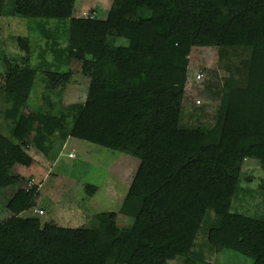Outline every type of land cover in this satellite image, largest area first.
I'll list each match as a JSON object with an SVG mask.
<instances>
[{"label": "trees", "instance_id": "16d2710c", "mask_svg": "<svg viewBox=\"0 0 264 264\" xmlns=\"http://www.w3.org/2000/svg\"><path fill=\"white\" fill-rule=\"evenodd\" d=\"M75 5L0 0V15L63 23L42 27L47 47L38 64L8 63L1 89L9 123L0 130V191L17 189L5 204L12 215L0 222V264H168L181 254L183 264H218L199 262L207 220L215 251L264 264V220L233 211L245 160L264 168V0H113L104 18L75 17ZM194 47L250 51L245 75L225 79L213 124L182 123ZM73 60L90 76L88 92L83 102L59 104L51 93L70 82ZM39 74L49 92L32 113L40 127L29 141L28 101ZM70 137L139 158L119 213L99 212L77 228L23 216L41 184L15 165L33 164L31 148L55 159ZM119 214L131 225L119 224Z\"/></svg>", "mask_w": 264, "mask_h": 264}, {"label": "rangeland", "instance_id": "374dc122", "mask_svg": "<svg viewBox=\"0 0 264 264\" xmlns=\"http://www.w3.org/2000/svg\"><path fill=\"white\" fill-rule=\"evenodd\" d=\"M112 2L113 0H76L73 16L104 18ZM62 24L55 19L46 24L38 18L0 15V130L2 132L7 131L9 123L2 115L5 101L1 90L9 70L8 63L25 64L28 59L30 65L38 64L42 50L47 47V38L42 33V27L56 31V28L61 30ZM62 37L61 42L65 44V36ZM20 39L28 44V50L22 47ZM120 43L126 44V41L121 40ZM249 53V49L245 47L192 49L189 57L190 79L186 88L182 116L184 125L214 123L225 79L230 76L241 78L245 75V59L248 58ZM46 56L49 60L53 59L50 52ZM68 70L72 73V79L62 92L59 88L54 89L55 92L51 93L52 100L58 99L59 104L65 105L83 102L88 92L90 76L84 71L82 62L78 60H73ZM200 73L203 74L202 78H198ZM44 79L43 75L39 74L28 101L27 117L32 126L27 135L29 141L40 127L32 113L37 112L43 105L42 98L49 92ZM196 99H201L204 104L196 107L193 102ZM70 152L74 156L70 157ZM59 154L56 156L57 159H52L34 150L32 156L43 158L39 168L20 164L14 167V172L22 173L24 176L32 173L34 180L41 184L36 205L23 212V216L34 215L40 217L42 223L53 222L60 226L77 228L92 225L93 216L99 212L119 213L139 166V158L74 137L68 139ZM263 183L262 164L258 160L246 159L241 175V186L244 190L234 200L233 211L264 220V190L261 188ZM87 184L96 187L94 195L91 196L86 190ZM16 189V186H11L0 191V222L12 215L5 204ZM40 208L44 210L43 214L39 213ZM208 221L197 239L199 262L203 263L207 260L218 264H251L252 259L241 253L232 250L215 251L208 241ZM118 223L130 226L132 220L119 214ZM184 257V254L178 255L168 264H183Z\"/></svg>", "mask_w": 264, "mask_h": 264}, {"label": "crops", "instance_id": "0c3cea01", "mask_svg": "<svg viewBox=\"0 0 264 264\" xmlns=\"http://www.w3.org/2000/svg\"><path fill=\"white\" fill-rule=\"evenodd\" d=\"M68 141V140H67ZM67 141L65 142V144H64V146L63 147H65V145H66V143H67ZM35 149L34 148H31L28 152L30 153V154H32V151H34ZM61 152V151H60ZM70 154H73L72 152H70ZM70 154H69V156H70ZM60 155V154H59ZM58 155V156H59ZM74 155V154H73ZM41 156V155H40ZM33 157H34V155H33ZM46 157V156H45ZM71 157V156H70ZM58 158V157H57ZM56 158V159H57ZM42 157L40 158L39 156L38 157H34V162H33V164L31 165L32 167L31 168H33L34 166L36 167V168H39L40 167V164H41V161H42ZM17 165V164H16ZM15 165V166H16ZM27 167V166H26ZM30 167V166H29ZM19 173V172H18ZM19 174H21L22 175V173H19ZM24 176V175H23ZM24 177H26V178H30V177H32L33 179H34V177H33V175H32V173H30L29 175H27V176H24ZM40 190H41V188H40ZM96 193V192H95ZM94 193V194H95ZM93 194V195H94ZM92 196V195H91ZM40 209H42V208H40ZM39 209V210H40Z\"/></svg>", "mask_w": 264, "mask_h": 264}, {"label": "built area", "instance_id": "2783aa9c", "mask_svg": "<svg viewBox=\"0 0 264 264\" xmlns=\"http://www.w3.org/2000/svg\"><path fill=\"white\" fill-rule=\"evenodd\" d=\"M201 76H202L201 74H198V78H201ZM197 102L199 103V100H198ZM70 156H74V155H73V154H70ZM33 183H34V182L32 181L30 184H33ZM39 213H40V214H43V213H44V210H43V209H40V210H39Z\"/></svg>", "mask_w": 264, "mask_h": 264}]
</instances>
